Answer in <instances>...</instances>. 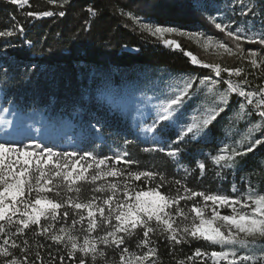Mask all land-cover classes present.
Wrapping results in <instances>:
<instances>
[{
	"label": "trees",
	"instance_id": "1",
	"mask_svg": "<svg viewBox=\"0 0 264 264\" xmlns=\"http://www.w3.org/2000/svg\"><path fill=\"white\" fill-rule=\"evenodd\" d=\"M223 1L69 0L68 4H63L62 0H58L57 4H50L48 0H29V5L17 7L9 0H0V30L10 29L13 23L23 24L25 28L22 36L0 38V89L9 104L17 106L21 113L42 111L52 119H71L76 123H83L88 140L83 142L81 154L93 152L99 157H111L127 151L139 164H121L120 167L162 173L168 181L173 182L165 184L162 191L167 192L169 187L180 188L182 191V187L187 186L196 191L232 196L240 195L251 185L257 191L264 192V146H257L252 153L237 157L235 166L231 168L221 169L211 161V156L226 154L220 151L225 145L237 147L248 134V129L260 121L258 111L250 117L241 118L236 115L240 111L239 104L244 100L235 93L231 94L226 110L204 130L206 135L193 140L185 138L179 143L178 146L182 149L179 160L169 158L164 153L143 152V148L155 145L141 134L127 114L106 104L98 96L107 83L120 84L125 80L149 85L170 75L190 76L194 78L193 87L189 89L192 99L185 101L183 110L191 119L193 116L202 118L204 109L212 107L211 96L206 91L201 95L195 91L201 85L199 80L209 76L213 82L219 80L220 83L214 84V87L223 92L229 79L225 72L221 73L222 79L215 77L213 70L204 67V64L243 68L242 74L233 75L231 80L238 82L246 76L249 81V85L243 86L246 91H256L258 86H264V73L259 67L251 66L250 59L246 56L249 47L258 48L264 53V46L245 41L242 42L243 53L236 52L233 55L224 51L211 52L200 43L203 35H209L213 42L220 40L234 48L227 33L215 28L209 19V14L217 9L216 5L222 6ZM245 2L254 7L255 17L241 14L239 0L228 10L229 15L236 22L254 19L259 21V26L262 25L264 0ZM89 6L97 10L95 17L89 15ZM48 10L53 13L63 10L65 16L54 14L34 19L25 15L30 11ZM127 12L134 13L141 20L153 19L164 26L178 27L202 35L191 39L176 34H166L163 38L152 37L150 33L142 31L131 17L122 14ZM12 17H15V21ZM164 39L177 40L181 49L167 48L163 43ZM25 41H32V45L29 46ZM189 51L202 65L191 62L186 55ZM257 99L258 96L253 97L254 101ZM254 107V104L246 106L244 112H250ZM94 120L97 123L95 127L92 124ZM253 136L260 138V133L254 132ZM168 137L170 141L176 139L174 133H170ZM125 140L131 143L125 144ZM237 150L243 152L244 145H240ZM200 162L206 165L203 173L198 169ZM185 169L188 170L187 173ZM218 171L220 176L216 175ZM175 181H180V184H175ZM157 182L153 181L152 184ZM135 184L144 187L145 191L151 186L143 178L135 181ZM233 186L241 189V193H233ZM191 203L189 201L188 206ZM183 206L184 202L181 201V207ZM220 211L222 214H231L230 209ZM71 216L70 213L69 223ZM41 223H44L43 219ZM60 226V221L55 222V229ZM35 227L26 229L17 238L18 244L27 240L30 251L21 253L16 249V256L27 254L29 264L32 261L35 264H61L59 257L65 255L63 264H78V261H69L66 250L55 245L46 236L34 237L32 231ZM152 240L154 243L148 247L157 248V256L151 258L157 264H180L181 261L184 264H212L209 257H195V250H222L203 240H189L175 246L163 237L157 239L153 236ZM128 247L130 252L137 255L147 251V247L136 248V237L132 238ZM36 252L40 254L39 259L35 256ZM108 256L113 257L114 253L109 250ZM188 257L193 259L189 260ZM145 264L150 262L145 261ZM220 264L226 262L221 261Z\"/></svg>",
	"mask_w": 264,
	"mask_h": 264
},
{
	"label": "snow or ice",
	"instance_id": "2",
	"mask_svg": "<svg viewBox=\"0 0 264 264\" xmlns=\"http://www.w3.org/2000/svg\"><path fill=\"white\" fill-rule=\"evenodd\" d=\"M9 2L17 7L29 5V0ZM48 2L57 4L58 0ZM62 3L68 4L69 0H62ZM239 3L242 15L251 14L255 17V9L250 3L245 0H239ZM87 11L92 17L97 15V10L91 6ZM54 14L63 17L65 11H30L25 15L35 19ZM122 14L131 17L142 31L150 33L152 37L163 38L166 34H177L191 39L202 35L184 32L176 27L142 22L132 12ZM12 19L15 21V17ZM210 19L215 28L226 32L234 44L232 48L219 42L216 44L217 49L234 55L236 52L243 53L242 42L245 41L264 46V23L257 32H252L249 28V35L244 31L247 22L232 31L228 24L216 23L215 17ZM87 23L86 21L85 24ZM24 32L23 24L13 23L10 29L0 30V38L22 36ZM211 42L212 38L209 37L207 44L210 45ZM25 43L32 45V41ZM163 43L181 49L177 40L164 39ZM186 55L193 64L201 63L192 52L189 51ZM257 56L256 50L249 49L250 64L253 67H258ZM203 66L211 68L215 77L221 79V73H227V87L220 92L214 87V84L220 83L219 80L213 82L210 76L200 79V84L207 85L212 107L204 109L202 118L193 116L191 123L181 125L179 113L191 95L188 89L193 87L194 78H189L178 93L173 92L154 106V114L150 117L152 122L142 131L155 146L145 147L142 151L164 153L169 158L180 156L182 149L178 146L179 143L185 138L193 140L206 135L204 130L226 110L231 94L235 93L244 100L239 104L240 111L236 115L241 118L250 117L258 111L260 122L248 129V134L237 147L225 145L220 151L226 154L211 156V161L221 169L231 168L235 166L237 157L252 153L257 146H264V86H258L256 91H246L243 87L249 85L246 76L238 82L232 81L231 77L240 76L243 68H222L219 64ZM256 96L259 99L254 101L253 97ZM253 104L255 107L252 111L244 112L246 106ZM2 110L9 111L8 108ZM257 131L261 134L260 138L253 136ZM170 133L176 136L171 144L167 140ZM0 141H3L0 142V264H29L28 255L18 257L15 250L19 249L21 253L30 251L28 241L22 240L18 244L17 238L26 229L31 230L32 226H36L32 231L34 237L46 236L55 245L66 250L69 261H78V264H145V261L157 264L155 259H151L157 256V248L148 247L154 243L153 236L157 239L163 237L173 246L189 240H203L212 246H219L222 249L220 251L195 250V257H209L212 264H220L221 261L226 264H264V192L257 191L251 185L240 195L232 196L205 193L187 186H183L182 191L180 188L169 187L165 192L161 189L165 184L173 182L168 181L162 173L120 167L121 164H139L127 151L111 157H99L93 152L81 154L57 151L35 139L31 143H23L11 134L0 137ZM124 143L131 142L125 140ZM240 145H244L243 152L237 150ZM205 168V163L198 164L201 173ZM184 171L187 173L188 170ZM216 175L220 176V172H216ZM142 178L151 185L147 187V191L135 184V181H141ZM153 181L158 182L152 184ZM174 183L179 185L180 181ZM232 191L235 193L238 189L233 186ZM197 197L200 199L196 200ZM181 201L184 202L183 207ZM189 201L192 202L190 206ZM221 209H230L231 214H222ZM70 213L72 216L69 223ZM57 221L61 222L59 229H55ZM133 237H136V248L147 247L146 252L137 255L129 251L128 243ZM109 250L114 253L113 257L108 256ZM257 251L260 252L259 256H256ZM249 252L252 254H247ZM35 256L39 259V252ZM59 259L63 264L65 255H61ZM188 259L192 260L193 257ZM180 264L184 262L181 261Z\"/></svg>",
	"mask_w": 264,
	"mask_h": 264
},
{
	"label": "rangeland",
	"instance_id": "3",
	"mask_svg": "<svg viewBox=\"0 0 264 264\" xmlns=\"http://www.w3.org/2000/svg\"><path fill=\"white\" fill-rule=\"evenodd\" d=\"M235 2L236 0H224L222 6L216 5L215 8L217 9L209 14V19L210 17H215L216 23L228 24L229 30L232 31H234L237 26L247 22L244 26V31L249 35L251 34L248 31L249 28H251L252 32L261 30L259 21H254V19H252L248 21L236 22L233 16L229 15L228 10L234 7ZM232 21H235L236 23H232ZM209 37V35H203L200 41L202 46L208 48L211 52L224 51L223 49L216 48V44L221 42L220 40L214 42L212 41L210 45L207 44ZM165 46L167 48L177 49L174 46H168L166 44ZM249 49H254L258 52V56L256 57L258 67L264 73V63H260V61H264V53L260 52L258 48L249 47L246 50V56L248 59H250ZM196 65L202 64L199 63ZM189 78L191 77H176L170 75L165 79L160 78V80L156 82H151L149 85L131 83L125 80H123L120 84L107 83L102 87L98 96L106 104H109L113 108L119 109L127 114L131 118L134 126L140 129L141 134L145 138L149 139L145 136L142 129L152 122L150 117L154 114V106L166 97L171 96L173 92L178 93L179 88H182L184 82H186ZM195 91L201 95V93L205 91L207 92V85H198ZM191 99L192 96H189L188 100L191 101ZM4 108H8L9 111L4 112L2 110ZM179 115L181 117V125L190 123L191 119L189 118L187 112L183 109ZM5 121H10L11 123L6 124ZM92 124L94 127L97 126L95 120ZM10 134L11 136L18 138L23 143H31L32 140L35 139L38 143L44 144L46 147H53L55 150L61 152L80 153L82 151L83 142L88 140L86 138L88 133L86 132L85 125L83 123H76L71 119H52L42 111H36L29 114L21 113L17 106L9 104V101H7L4 96V92L0 89V137H8ZM167 140L169 144L172 143L169 137H167ZM175 159L179 160V156ZM237 193H241V189H238ZM238 254L242 255L245 253L238 252ZM247 254L251 255L252 253L249 252ZM259 254L260 252L257 251L256 256Z\"/></svg>",
	"mask_w": 264,
	"mask_h": 264
},
{
	"label": "built area",
	"instance_id": "4",
	"mask_svg": "<svg viewBox=\"0 0 264 264\" xmlns=\"http://www.w3.org/2000/svg\"><path fill=\"white\" fill-rule=\"evenodd\" d=\"M142 22H146V23H152V24H159L157 21H155V20H153V19H149V20H141ZM172 27V26H171ZM176 28H178V27H176ZM178 29H180V30H182V31H184V32H191L192 33V31H189V30H186V29H181V28H178Z\"/></svg>",
	"mask_w": 264,
	"mask_h": 264
}]
</instances>
